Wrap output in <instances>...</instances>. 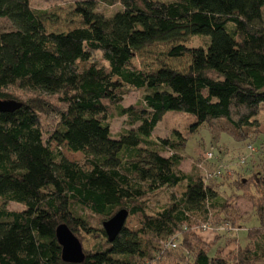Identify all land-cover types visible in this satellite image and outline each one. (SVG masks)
<instances>
[{
  "label": "trees",
  "instance_id": "1",
  "mask_svg": "<svg viewBox=\"0 0 264 264\" xmlns=\"http://www.w3.org/2000/svg\"><path fill=\"white\" fill-rule=\"evenodd\" d=\"M101 1L121 7L107 16L96 0H81L84 25L50 32L46 22L57 18L48 10L0 0V98L23 102L0 113V264H264V168L253 157L264 125V0ZM189 37L206 41L169 52L190 56L186 70L137 61L150 45ZM131 88L142 95L125 106ZM12 89L33 96L23 101ZM173 117L190 121L182 130ZM115 118H125L118 136ZM161 122L169 137H155ZM201 126L241 143L233 185L260 194L259 224L244 245L242 229L238 240L229 235L242 225L230 218L235 202L219 190L220 177L181 168L185 130ZM63 147L84 159L70 160ZM180 186L150 210L151 195ZM124 208L140 227L110 241L104 222ZM86 211L101 218L107 240L85 250L83 262L66 261L58 227L83 243ZM204 225L217 231L215 245L196 231Z\"/></svg>",
  "mask_w": 264,
  "mask_h": 264
},
{
  "label": "rangeland",
  "instance_id": "2",
  "mask_svg": "<svg viewBox=\"0 0 264 264\" xmlns=\"http://www.w3.org/2000/svg\"><path fill=\"white\" fill-rule=\"evenodd\" d=\"M79 1L81 0H32V5L35 8L48 10L52 15L55 16V18H57L56 21L50 20L46 22L48 31L67 32L73 28L84 25L82 18L76 13V7ZM96 1L99 11L107 16L114 14L121 7L119 4L115 6H108L101 0ZM3 25L6 26L7 24L4 23ZM205 41L206 38L189 37L186 40L184 39L179 41L150 45L142 51L138 52L137 61L142 67L149 65L151 68L157 69L162 65H168L180 70H186L190 65V56H170L169 52L172 46L182 42H188L189 44L191 43L197 45L203 44L205 43ZM128 91L129 92L125 96L123 102L125 106L137 103L142 95L139 90L134 88H131ZM10 93H12L15 98L17 96V98H20L23 101L33 96L31 93H25L16 89H12ZM51 117H53V115L49 114V121L50 123H53L54 120ZM261 118L264 124V112L262 113ZM124 120L125 118H115L112 120L111 129L115 136H118L122 129L126 126L124 124ZM172 120H174L175 122H180V124L176 123V125L180 126L182 130H184L185 125L187 126L190 121L186 117H173ZM162 123L163 122H161L155 129V137H169V135L172 133L169 126L162 125ZM170 124L173 125V123ZM186 130L188 129L186 128ZM186 130L185 135L190 137L186 146V152L183 151L184 159L181 165L182 170L187 173H203L206 177L209 175V173H214L218 169L222 170V175L219 176L220 178L218 179L219 182L221 181L219 190L223 193V195L226 196V198L235 202L233 211H231L232 214H230L231 212L229 213L231 215L230 218L233 221H235L236 218V225H242V227L237 226L240 228H237L235 230L236 233L233 230L234 228L231 229L229 235L235 234V236H232L231 239H237L238 230L242 229L240 232L243 233L244 238L242 239L241 243L244 245L246 243L247 229L255 227L259 224V220L254 213L253 197L258 199V195L260 194L256 192L255 187H251V189L249 188L248 190L245 188H242V190H238L240 189L239 186H237L239 182L236 183L237 185L235 184L237 189L233 185V181L236 176V170L234 169L238 167L237 165L240 164V162H238V159L240 156V150H243V148L240 146L241 143H238L233 139L231 140L229 136L225 134H220L219 132L211 133L210 130L205 126H201L197 131L191 133L190 131ZM262 131L263 135L260 136L259 141L254 143L257 152L253 155L255 165L257 164L258 166V164H261L259 165L260 169L264 168V125ZM212 148L214 157L213 159H209L207 157L212 151ZM63 152L70 160L80 161L84 159L82 153L70 151L67 147H63ZM164 154L166 155L167 153L165 152ZM239 170L242 171L241 169ZM247 171L251 172V168H249ZM253 173L254 172H251V174H247V177L253 178ZM214 178L215 177H210L207 179ZM183 191L184 188L180 186L174 189H164L158 194L151 195L149 200L151 205L150 210H156L158 206L167 203L170 200V193L175 192L177 194H180ZM234 192L237 194H235ZM253 194L257 195L253 196ZM229 195L231 196L229 197ZM23 207L24 206L22 205V203L19 202H14L11 204V208L14 209H20ZM85 215L87 216L88 220H90L91 225H88L82 221L79 222V225L83 236L84 249L88 252H91L93 246L97 242L106 241L107 237L100 228L102 227V223H100L101 218L90 211H86ZM126 226L132 229H138L140 227V217L138 215H130L126 222ZM204 226L197 227L196 231H198L199 235L203 238L213 240L215 238V235L217 234V231H215L213 228L206 229L204 228ZM159 242L160 241L153 240V243H155V245L159 244ZM156 264L158 263L156 262Z\"/></svg>",
  "mask_w": 264,
  "mask_h": 264
},
{
  "label": "water",
  "instance_id": "3",
  "mask_svg": "<svg viewBox=\"0 0 264 264\" xmlns=\"http://www.w3.org/2000/svg\"><path fill=\"white\" fill-rule=\"evenodd\" d=\"M23 102L16 99L0 98V113L11 112L22 107ZM130 216L128 209L119 210L112 218L104 222V229L110 241L115 240L118 234L126 226ZM57 237L62 245V255L69 262H83L86 252L80 238L66 225L61 224L57 230Z\"/></svg>",
  "mask_w": 264,
  "mask_h": 264
},
{
  "label": "built area",
  "instance_id": "4",
  "mask_svg": "<svg viewBox=\"0 0 264 264\" xmlns=\"http://www.w3.org/2000/svg\"><path fill=\"white\" fill-rule=\"evenodd\" d=\"M214 157V152H213V148H212V151L210 152V154L208 155V157L207 158H209V159H212ZM245 161V159L243 158L242 159V162H244ZM222 175V170L221 169H218L216 172H214V173H209V175L207 176V178H210V177H219V176H221ZM204 228H206V229H211V227H209V226H204ZM174 246L176 245V244H174V243H172Z\"/></svg>",
  "mask_w": 264,
  "mask_h": 264
},
{
  "label": "crops",
  "instance_id": "5",
  "mask_svg": "<svg viewBox=\"0 0 264 264\" xmlns=\"http://www.w3.org/2000/svg\"><path fill=\"white\" fill-rule=\"evenodd\" d=\"M216 238V237H215ZM213 239V240H208V239H205L207 242H209L210 244H214L215 245V241L214 240H216V239ZM239 238L242 240L244 237H243V233H239Z\"/></svg>",
  "mask_w": 264,
  "mask_h": 264
}]
</instances>
